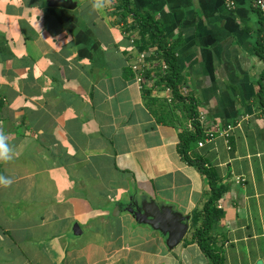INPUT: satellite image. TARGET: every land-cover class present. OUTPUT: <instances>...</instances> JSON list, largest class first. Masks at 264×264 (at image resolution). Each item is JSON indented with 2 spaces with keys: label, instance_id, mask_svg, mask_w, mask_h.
<instances>
[{
  "label": "crops",
  "instance_id": "crops-1",
  "mask_svg": "<svg viewBox=\"0 0 264 264\" xmlns=\"http://www.w3.org/2000/svg\"><path fill=\"white\" fill-rule=\"evenodd\" d=\"M0 0V264H210L190 242L209 186L130 69L117 0ZM131 0L176 43L182 88L217 131L197 150L227 186L225 264H264V25L253 0ZM149 49V48H148ZM147 49V50H148ZM181 115V112H177ZM141 200L186 218L185 239L138 222Z\"/></svg>",
  "mask_w": 264,
  "mask_h": 264
},
{
  "label": "trees",
  "instance_id": "trees-1",
  "mask_svg": "<svg viewBox=\"0 0 264 264\" xmlns=\"http://www.w3.org/2000/svg\"><path fill=\"white\" fill-rule=\"evenodd\" d=\"M104 1V0H100ZM115 8L123 16L121 20L131 17V30L137 34L135 43L142 51H150L149 60H155L159 69L163 63L168 65L165 73L160 75L154 85L169 86L173 95L171 102L163 96L154 93L153 86H147L143 90L146 105L159 123L170 124L179 128L178 151L181 158L188 164L198 168L209 186L201 208H199L192 220L193 231L190 242L199 245L202 252L209 259L210 264H225L223 246H219L214 239L215 228L223 216V210L218 202L227 190V186L219 185L220 177L216 169L207 164L197 150L202 142L204 144L207 128L199 119L197 104L191 95H184L182 90V73L178 65L176 43L168 41L155 17L149 14L137 12L131 6V0H117ZM263 21V20H262ZM264 58V54L259 52ZM146 76L152 78L151 72ZM181 112V115L177 112Z\"/></svg>",
  "mask_w": 264,
  "mask_h": 264
},
{
  "label": "water",
  "instance_id": "water-1",
  "mask_svg": "<svg viewBox=\"0 0 264 264\" xmlns=\"http://www.w3.org/2000/svg\"><path fill=\"white\" fill-rule=\"evenodd\" d=\"M50 5L67 6L69 3L62 0H50ZM129 212L135 219L160 231L166 236V244L170 249L181 243L188 232L189 224L186 218L175 214L169 207H160L154 201L141 200ZM261 264V263H258Z\"/></svg>",
  "mask_w": 264,
  "mask_h": 264
},
{
  "label": "built area",
  "instance_id": "built-area-1",
  "mask_svg": "<svg viewBox=\"0 0 264 264\" xmlns=\"http://www.w3.org/2000/svg\"><path fill=\"white\" fill-rule=\"evenodd\" d=\"M223 1L229 9H233L236 7V1L235 0H223ZM253 1H254V5H255L256 9L258 10V12H259V14L263 20V25H264V0H253ZM131 41L134 42L135 38L131 37ZM149 56H150L149 50L141 51V52L137 53L136 58L134 59V61L130 65V69L133 72L134 79H135V81L138 84L140 89L146 88L147 86L152 87L155 80L160 75L165 73L168 69V65L164 62H162L163 65L158 69L157 65L159 63L156 62L155 60H149ZM147 72H151V74H152L151 79H149V77L146 76ZM157 72L160 73V75H157L156 74ZM153 90H154L155 94H158L160 96L165 97L168 102L172 101L173 95L171 92V88L169 86L154 85ZM181 91L183 92L184 95H186L187 91L185 88H182ZM198 119H199L200 123L203 125L204 124V115L201 111H199ZM216 134H217V131H214L212 129H207L205 140H207L209 138L210 139L213 138ZM200 145H202V142L200 143Z\"/></svg>",
  "mask_w": 264,
  "mask_h": 264
},
{
  "label": "clouds",
  "instance_id": "clouds-1",
  "mask_svg": "<svg viewBox=\"0 0 264 264\" xmlns=\"http://www.w3.org/2000/svg\"><path fill=\"white\" fill-rule=\"evenodd\" d=\"M11 146L8 142L7 136L0 132V160H8L11 158ZM11 179L7 177L0 176V184H3L5 186L11 184Z\"/></svg>",
  "mask_w": 264,
  "mask_h": 264
}]
</instances>
